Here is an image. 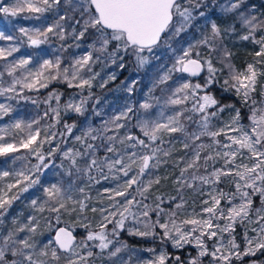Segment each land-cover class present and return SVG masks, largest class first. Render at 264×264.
I'll use <instances>...</instances> for the list:
<instances>
[{
    "label": "snow or ice",
    "instance_id": "6c2138e0",
    "mask_svg": "<svg viewBox=\"0 0 264 264\" xmlns=\"http://www.w3.org/2000/svg\"><path fill=\"white\" fill-rule=\"evenodd\" d=\"M202 3L0 4L5 17L39 22L18 27L19 35L0 31V97L37 109L27 117L0 103V120L9 118L0 126L8 165L0 167V264H244L264 255V12L226 0L215 19L200 11L203 24H193ZM193 27L199 36L169 43ZM69 38L52 54L43 47ZM246 44L251 59L238 66L234 49ZM128 56L141 68L171 63L156 65L142 101L94 127L87 114L93 88L116 79L94 66L120 61L123 69ZM225 95L247 108V123L240 107L222 102ZM92 111L102 115L95 104ZM169 182L173 192H161ZM17 201L27 202V216L11 214Z\"/></svg>",
    "mask_w": 264,
    "mask_h": 264
},
{
    "label": "trees",
    "instance_id": "16d2710c",
    "mask_svg": "<svg viewBox=\"0 0 264 264\" xmlns=\"http://www.w3.org/2000/svg\"><path fill=\"white\" fill-rule=\"evenodd\" d=\"M4 0H2L3 2ZM9 2L12 3L13 0H7V3ZM226 0H215V3L213 2V0H203V3L201 4V7L199 9H196L194 11V15L198 17L197 21H193V24H203V18L199 17V12L200 11H204L207 15H210L213 17V19H215L216 15H219V8L218 5L225 3ZM246 4L251 6V5H255L257 8V14L259 12H264V0H246ZM205 5L207 7H205ZM49 17V22L51 21L52 18V14H46ZM0 17H3L0 14ZM5 17V16H4ZM8 19V27H9V34H16L19 35L17 29L20 26H25V27H32L33 25H38L39 22L38 21H31V20H24L21 17H6ZM70 31V29H69ZM190 34H195L197 36H199V32L197 30V28L193 27L190 28L188 30L187 33H181L179 36H174L172 38V40L169 41V43H171L174 47L178 46L177 45V41H182L185 39L189 38ZM1 43H6L4 41H0ZM71 38H69L68 40H66L65 42H59V41H54V43L52 45H46L43 47H46L49 51V54H52L51 49L53 47H57L60 43H71ZM87 42H91L90 39ZM253 46L251 44H246L245 47H240L237 49H234V51H236V59L235 62L238 66H242L243 61L245 59H251L250 56L247 55V51L245 50V48L247 50H251ZM33 51L32 49H22V51ZM75 51L77 53H79L81 50L77 49V50H73V49H69V52ZM160 51L163 53L165 51V46H162ZM68 53H64V55H67ZM17 56L20 55V53L16 54ZM125 64V67L123 69H121L120 67H118V64L120 63V61H117V64H110L108 66L109 69H112L115 74H116V79L113 81H110L108 85H106L103 89L97 87L93 88V92H94V96L92 98L91 101H89V105H88V115L90 116V122L92 123V125L94 127H99L103 121L109 117H111L116 111H118L121 107H123L126 103H135L136 101H142L144 99V96L146 93H148L149 88L152 87V82H153V76L154 74L158 75L157 72V68L156 65L160 64V63H171V61H165V60H161V61H151L148 65H146L145 67L141 68L137 65V62L135 60L134 57L128 56L125 58V60L123 61ZM101 67L100 65H96L94 66L95 70H98V72H101ZM7 78V77H5ZM135 82V83H133ZM193 82H196L195 80H193ZM131 86L133 88V91L131 94L128 93L127 88ZM50 87H56L59 88L61 91H64L66 86L65 85H58V84H54L51 85ZM42 92L44 94H46L47 90H42ZM86 94V93H85ZM153 95L159 96L160 92H159V88H157L155 90V92L152 93ZM29 95H35L34 93H30ZM97 97L99 98V103H96V99ZM42 98V97H41ZM11 103L15 108H17L18 110H20V113L22 115H25L27 117H31L33 115L36 114V106L25 102V101H20L19 103H17V101L13 100V101H5L3 97H0V103ZM222 102H234L236 104L237 107L241 108V111L245 117L244 122L247 123V115H248V110L247 108L243 107L241 105V103L239 102V100L234 96H227L225 95V97L223 98ZM95 104V107L98 111H100L102 113V115L97 116L95 115V113L92 111V105ZM138 107V104L136 105ZM44 108V105L41 104L40 105V109L39 111H41L42 114V110ZM16 113H13V115H15ZM73 119H83L81 118H76L75 116H73ZM9 120L8 117H5L3 120H0V126H3L5 123H7ZM69 122L71 123L72 120H69ZM58 127H62L58 126ZM194 127V126H193ZM192 129L189 128V131H191ZM74 132L76 134H79L78 130L74 129ZM181 146L179 144H177V148L179 149ZM98 155H103V150H101L100 152L97 153ZM183 153L178 151L176 152L174 155L179 156L182 155ZM57 163H59V160L57 159L56 161ZM19 163V162H18ZM8 165L4 164V158H0V167H7ZM169 168V170H171V165L167 166ZM163 172V169L161 170ZM176 174H178V171L176 172ZM57 177L54 176H49L47 177V179H56ZM107 182L102 181L101 185H95L93 190L90 192V195L95 197L96 196V189H101L103 185H106ZM161 192L163 193H170L173 192L172 189V185L169 182L165 187L160 189ZM39 194V193H37ZM28 195V194H25ZM26 201L25 202H20L17 201L14 205L13 208L10 210L12 215H16L17 213H23L25 216H27V214L29 213V209L26 207ZM259 203V200L257 198V204ZM9 221L11 219V217L8 218ZM10 226V224L8 225ZM78 234L83 232V229H78L77 230ZM47 238V233H45L44 236L39 237V239L41 240H46ZM130 243L132 244H136L137 242L135 240H133L132 238H128ZM158 246V245H157ZM169 249L171 250V246H168ZM145 253H141V255H144ZM256 259L258 261L264 262V255H261L260 253H257L256 257H245L244 258V264H248V262L250 260Z\"/></svg>",
    "mask_w": 264,
    "mask_h": 264
},
{
    "label": "rangeland",
    "instance_id": "374dc122",
    "mask_svg": "<svg viewBox=\"0 0 264 264\" xmlns=\"http://www.w3.org/2000/svg\"><path fill=\"white\" fill-rule=\"evenodd\" d=\"M0 4H4L7 5L9 4V2L7 3V0H4L2 2V0H0ZM2 15V14H1ZM3 17H0V31L4 32L5 34H9V27H8V19L6 17H4V15H2ZM0 44H3L0 42ZM82 51V50H81ZM80 51V52H81ZM94 71H98L95 70ZM111 73H115L112 69H109L108 67H104L103 71L101 73L102 76H104L105 78H107V75L111 74ZM235 96V95H234ZM236 97V96H235ZM237 98V97H236ZM259 98V97H258ZM239 100V99H238ZM240 102V101H239ZM246 123V122H245ZM223 187V186H222ZM148 254L145 253L142 256H147Z\"/></svg>",
    "mask_w": 264,
    "mask_h": 264
},
{
    "label": "water",
    "instance_id": "95a60500",
    "mask_svg": "<svg viewBox=\"0 0 264 264\" xmlns=\"http://www.w3.org/2000/svg\"><path fill=\"white\" fill-rule=\"evenodd\" d=\"M193 80H195V78Z\"/></svg>",
    "mask_w": 264,
    "mask_h": 264
}]
</instances>
